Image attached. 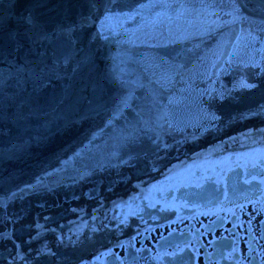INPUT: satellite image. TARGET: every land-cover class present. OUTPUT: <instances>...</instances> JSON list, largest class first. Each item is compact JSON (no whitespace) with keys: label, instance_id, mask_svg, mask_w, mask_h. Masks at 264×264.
I'll return each mask as SVG.
<instances>
[{"label":"water","instance_id":"1","mask_svg":"<svg viewBox=\"0 0 264 264\" xmlns=\"http://www.w3.org/2000/svg\"><path fill=\"white\" fill-rule=\"evenodd\" d=\"M242 97L264 107V0H0V198Z\"/></svg>","mask_w":264,"mask_h":264},{"label":"flooded vegetation","instance_id":"2","mask_svg":"<svg viewBox=\"0 0 264 264\" xmlns=\"http://www.w3.org/2000/svg\"><path fill=\"white\" fill-rule=\"evenodd\" d=\"M238 99L0 198V264H264V107Z\"/></svg>","mask_w":264,"mask_h":264}]
</instances>
